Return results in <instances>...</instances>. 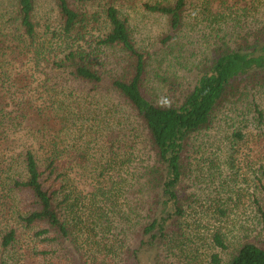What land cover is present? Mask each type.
<instances>
[{
    "label": "rangeland",
    "instance_id": "374dc122",
    "mask_svg": "<svg viewBox=\"0 0 264 264\" xmlns=\"http://www.w3.org/2000/svg\"><path fill=\"white\" fill-rule=\"evenodd\" d=\"M156 1L171 2L101 0L89 8L112 3L127 19L132 40L146 57L145 94L160 105L180 102L192 88L198 69L211 61L223 42L230 44L238 34L264 22V0H186L182 24L172 32L165 16L144 7ZM14 8L13 0H0V21L5 23L0 31V240L10 228L16 234L11 245H0V264H97L104 257L100 249L110 240L105 237L108 232L102 235L98 229L91 230L90 218H86L90 216V193L98 189L93 176L99 173V160H108L111 152L116 155L117 145L110 147L106 140L109 133L112 138L117 134L112 117L115 111H111L117 109L123 114L129 108L119 96L102 92L101 97L108 100L106 105L102 102L96 117L102 135L92 137L93 142L86 144L83 138H89L88 133L80 138L75 127L69 123L66 126L73 119L78 121L77 108L66 95L53 94L51 89L57 82V73L50 68L54 49L50 51L49 32L45 29L47 24L55 26L54 2L37 0L33 16L37 34L27 46L12 20ZM20 79L28 85H21ZM69 103L71 110L64 107ZM255 106L261 111V120ZM107 109L108 113L104 112ZM213 121L211 129L198 135L196 143L200 147L195 143L189 152L188 176L181 190L187 198L185 239L181 246L172 243V250L163 252L162 264H202L210 252H219L226 261L239 243L264 240L259 209L264 207V81L250 84L244 95L230 94ZM236 131L242 132L244 138L232 145L229 137ZM52 133L59 149L65 150L59 161L76 164L68 173L65 192L71 191L70 197L78 200L73 213L79 216V225L73 240L64 244L42 241L35 235L42 225L26 227L20 221L19 216L33 209L34 201L29 191L14 185L25 178L24 151L34 149L45 155ZM69 148L70 152H66ZM84 148L89 150L81 156L79 151ZM132 171L128 166L120 176L129 179ZM122 178L116 181L123 190ZM113 182L106 186L110 188ZM63 194L55 201L59 205ZM218 200L226 205L222 215L214 211ZM111 218L121 225L116 213ZM215 230L224 233L228 250L222 252L212 245L210 236ZM43 250L49 252L43 254ZM116 257L123 259L124 255ZM143 264L152 261L146 258Z\"/></svg>",
    "mask_w": 264,
    "mask_h": 264
},
{
    "label": "trees",
    "instance_id": "16d2710c",
    "mask_svg": "<svg viewBox=\"0 0 264 264\" xmlns=\"http://www.w3.org/2000/svg\"><path fill=\"white\" fill-rule=\"evenodd\" d=\"M13 1L11 19L27 46L37 34L33 21L37 0ZM52 1L57 9L55 26L47 24L45 29L49 32L50 51L54 49L50 68L57 73V82L51 89L53 94L66 95L80 116L77 122L65 121L66 126L69 123L75 127L80 138L88 133L89 138L84 136L83 141L90 144L92 137L102 135L96 120L102 102H108L101 97L102 92L119 96L129 108L123 114L108 108L111 113L115 111L112 117L117 134L112 138L109 133L106 140L110 147L117 145L116 155L111 152L108 160L97 162L99 173L93 176V183L98 189L90 193V216L86 217L90 218V229H98L102 235L108 232L105 237L110 240L100 249L104 252L102 262L106 257L105 264H143L149 258L152 264H162L163 252L172 250V243L181 246L185 239L187 198L181 190L188 176L190 148L202 131L212 128L217 109L230 94L244 95L250 84L264 81V22L238 34L230 44L223 42L211 61L198 69L192 88L180 102L160 105L145 94L146 57L137 50L127 19L115 5L105 3L92 9L89 6L101 0ZM185 6L186 0L144 4L147 10L165 16L172 32L180 28ZM4 26L0 21V31ZM24 81L20 79L21 85H28ZM64 107L69 109L70 103ZM108 109L104 112L108 113ZM255 111L261 120L256 106ZM60 120L63 123L62 117ZM54 137L52 133L45 155L34 149L24 151L25 178L14 185L29 191L34 201L33 209L19 216L20 221L26 227L42 225L35 232L42 241L64 244L73 240L79 225V216L73 213L78 200L70 197L71 191L65 192L68 173L76 164L59 161L65 150L59 149ZM229 138L233 145L244 135L236 131ZM86 150L81 149L80 155L85 156ZM128 166L133 168L131 178L124 179L120 175ZM116 178H122L123 190ZM112 181L110 188L106 186ZM261 189L264 192V181ZM61 192L64 194L59 205L55 201ZM226 201L227 198L223 202ZM223 202L218 200L214 206L220 215L225 212ZM259 209L264 221V207ZM114 213L119 216L120 226L111 218ZM15 237V230L10 228L2 235L0 245H11ZM210 239L219 251L229 249L219 230L213 231ZM120 253L124 258L115 259ZM202 264H264V240L239 243L226 261L219 252H210Z\"/></svg>",
    "mask_w": 264,
    "mask_h": 264
}]
</instances>
